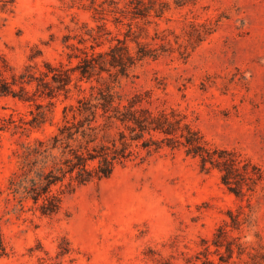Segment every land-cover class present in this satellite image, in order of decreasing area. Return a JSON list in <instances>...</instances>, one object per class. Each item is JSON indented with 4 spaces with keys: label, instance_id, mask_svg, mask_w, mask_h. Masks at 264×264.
Here are the masks:
<instances>
[{
    "label": "rangeland",
    "instance_id": "rangeland-1",
    "mask_svg": "<svg viewBox=\"0 0 264 264\" xmlns=\"http://www.w3.org/2000/svg\"><path fill=\"white\" fill-rule=\"evenodd\" d=\"M166 1L161 17L125 18L117 26L108 18L113 35L132 52L138 43L151 47L155 58L137 61L125 75L111 68L89 80L74 75L67 97L42 98L33 87L31 102L0 96V234L6 249L0 264H185L184 257L202 250L201 241L230 221L229 210L241 218L238 230L227 229L244 243V259L264 244V0H196L179 7ZM12 9L0 11V53L10 65L21 70L29 56L38 65L44 59L76 65L67 54L80 52L63 40L69 35V43L84 47L77 42L81 26L95 25L89 0H15ZM99 92L124 102L141 94L143 106L155 113L174 110L209 147L235 153L253 190L244 185L236 196L216 168L201 171L182 149L163 150L66 194L56 215L43 216L31 203L21 209L6 190L20 144L46 140L64 125L86 127L74 117L75 106L83 96L95 103ZM98 123L110 133L120 127L102 117ZM65 154L54 149L48 159ZM59 247L70 253L60 256ZM234 259L243 264L236 254Z\"/></svg>",
    "mask_w": 264,
    "mask_h": 264
},
{
    "label": "trees",
    "instance_id": "trees-1",
    "mask_svg": "<svg viewBox=\"0 0 264 264\" xmlns=\"http://www.w3.org/2000/svg\"><path fill=\"white\" fill-rule=\"evenodd\" d=\"M195 1L173 0L178 7ZM14 2L15 0H0V11L12 12ZM89 2L95 25L82 24L83 31L77 42L84 47L79 48L74 43H69V35H65L63 40L72 51L80 52L67 54L69 62L73 58L77 59L76 65L67 66L63 62L54 64L45 59L42 60V65H38L33 62L35 56H29V63L17 70L0 53V96L31 102L33 99L29 88L33 87L35 93H39L42 98L52 100L60 94L67 97L74 75L80 80H89L95 72L108 71L109 68L125 75L137 61L156 57L151 47L138 43L136 50L132 52L126 40L113 35L108 18L111 16L112 23L117 26L125 18L134 20L150 16L161 17L168 9V1L125 0L122 5L120 0ZM131 25L129 23L130 30ZM88 41L91 44L86 45ZM106 43L109 44L108 48L103 49ZM94 100L95 103L83 96L75 106L74 117L80 116L79 123L86 124V127L64 125L57 127L46 140L35 138L32 143L20 144L22 151L19 153V165L17 171L8 178L6 190L21 209H24L26 203H31V209L43 216L56 215L62 208L66 194L109 178L117 166L136 160L144 161L163 150L174 152L182 149L186 156L197 159L201 171L216 168L220 173L221 183L230 192L236 196L243 193L246 183L240 174L242 165L235 153L209 147L202 135L174 110L155 113L143 106L147 99L141 94L127 97L124 102L121 96L99 92V97L95 96ZM99 117L113 120L120 127H116L114 133L107 132V121L98 123ZM32 121H39V116L33 117ZM101 125L104 127H100ZM0 127H4V124L0 123ZM71 141L77 142L75 147L70 145ZM58 148L66 150V154L57 160L48 159L50 152ZM250 164L246 163L248 166ZM246 186L247 190H253L250 185ZM227 216L230 221L220 225L212 239L201 241L202 250L194 256L184 257L185 264H236L235 254L243 264H264V244L257 251L248 252L247 259L243 258L246 252L244 243L229 237L230 229H227H239L242 223L240 215L229 210ZM59 248L60 256L68 255L71 250ZM5 253L0 234V255ZM157 264L175 263L159 259Z\"/></svg>",
    "mask_w": 264,
    "mask_h": 264
}]
</instances>
